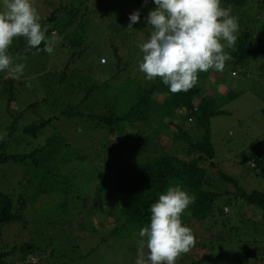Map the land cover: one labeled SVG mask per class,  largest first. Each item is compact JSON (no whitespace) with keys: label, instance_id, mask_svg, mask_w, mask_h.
<instances>
[{"label":"trees","instance_id":"1","mask_svg":"<svg viewBox=\"0 0 264 264\" xmlns=\"http://www.w3.org/2000/svg\"><path fill=\"white\" fill-rule=\"evenodd\" d=\"M86 1L62 0L56 3L48 13L40 14L43 15L40 23L47 28V35L59 34L62 38L59 40L62 46L64 44L69 47L68 59L60 73H57L55 64L50 65L44 73L49 80L47 84L43 83V86L46 85L47 93L42 97L41 102L49 104L50 108L47 107L49 109L45 106V110H48L50 114L49 117L37 116L28 124H19L24 111L36 107L40 101L28 103L23 112L12 108L11 103L17 98L20 90L22 92L21 88L25 86L27 83L25 80L31 73L24 70L23 75L28 77L22 79L21 76L19 78L8 76L0 80L8 102L6 109H0V111L4 113L14 111L11 113V120L4 122L2 132L0 131V136H3V139H0V164L9 160H29L34 168L45 167L48 170L44 164L50 162L51 157L58 152L55 144L62 141L58 132L47 137L42 146H34L27 151H12L11 146L15 142L22 143L26 135L35 138L40 131L58 122L61 117L69 118L74 128L80 125L83 130L89 128L93 131L98 128L106 130L107 139L109 136L111 138L100 146L101 151H98L100 148L81 146L78 148L80 151L68 153L75 158L73 161L61 162V168H65L64 163L66 166L72 164V166L69 165L72 167L70 172L75 170L74 161L81 162L83 167L78 166L72 175L77 177L79 173L82 174L84 181L88 184L86 190L91 189L95 184L92 188V191L96 193L92 209L81 212L83 217L78 222L83 238L87 235L85 232L96 237H92L95 239V245L89 250L88 256H93L97 251V243L114 247L118 251L117 244L119 245L122 238L138 239L140 229L150 225L151 205L169 187L180 185L182 190L195 196V202L186 210L190 215H183L182 221L192 229L196 243L192 247V257L179 264H264V191L258 189L248 191L236 177L219 169L214 171L216 176H213L214 180L207 172V167L203 165L204 161H207L213 168L215 167L213 158L216 151L211 139L210 119L214 115L226 112L219 108L213 96L206 93L205 86L197 84L187 92L173 94L160 77L147 79L146 86H142L134 78H129L130 80L127 79V81L124 79L123 83L111 86L117 89L116 92L108 94L106 87L110 86L113 80L106 78L101 81L103 77L99 72L93 71L91 62L96 61L97 69L101 71L102 65L107 64L109 60L104 58L105 56L99 50L90 51L85 43L90 13ZM248 3L249 0H221L223 7H234L236 12L241 10L240 8L244 9ZM113 10L115 7L111 8V11ZM111 11L103 12L101 15L105 16ZM93 17L96 19V35L101 41H105L107 48L109 45L113 52L111 66L115 70L111 72V77L115 79V73L124 72L127 66L132 67L136 64L134 60L136 46L126 45V41L129 39V33L139 31V25L135 23L132 25L133 29H127L128 24L124 22L125 20L130 22L129 17L127 19L125 16L113 17L108 24L110 33L105 34L99 32V26L103 27L104 24L101 23L97 12H94ZM141 19L145 21L142 31L150 37L153 29L148 25L144 13ZM241 20L238 17V23H241ZM252 20L253 17L251 22ZM244 25L245 28L236 33L238 39L234 46L235 51L227 48V42L224 41L225 51L233 57L229 61L231 69L250 60L264 58V42L255 44L254 40L257 36H254L247 24ZM258 40H262V37L259 36ZM42 48L43 44L40 46V49ZM25 49V39L14 38L8 52L17 63L21 62L18 57L24 55L33 56L37 66L51 62L52 56L47 52L35 48L25 52ZM95 53L97 58H91ZM73 63L77 66L70 68L69 66ZM5 72L0 71V76ZM103 75L107 76V73ZM208 76L207 72L205 74L198 72V82ZM218 77L219 75H216L214 79ZM41 80L46 82L44 75ZM129 81L134 82V85L128 84ZM229 82L228 78L219 82L224 86L225 91H228L225 99L233 98L235 95V92L227 86ZM60 86L66 90L65 94H58ZM130 87L131 90L133 87L135 90L131 92ZM28 91L34 93L29 87ZM70 92L73 94V97H68L71 102L64 105L58 102V100L63 102L65 95L69 96ZM111 97L113 99L109 101ZM119 98L127 103L123 112L117 111ZM98 102L103 103L102 106L105 109L93 110ZM93 103H95L94 106ZM156 111H159V118L155 116ZM261 111L264 113V106ZM175 112L182 114L181 123L189 120L190 126H185L186 122L183 125L177 123L174 120ZM148 122L152 124L151 131L138 130L134 136L126 138L125 130L129 126L146 125L142 123ZM193 123L195 128L191 127ZM198 131H201V135L195 137ZM177 141L186 142L185 151L184 149L178 151L176 148L169 151L170 146L175 145ZM103 149H106V154L102 153ZM61 155L64 154L56 156ZM250 161L253 162V166L250 165ZM241 162L246 163L250 168L258 169L259 175L264 177L262 146L253 147L251 157L242 154ZM52 189L53 187L50 188ZM64 191L68 190L64 189ZM14 196L0 190V228L9 226L8 228L11 229L12 225L26 228L27 220L24 218L23 209L27 200L21 194L17 198ZM96 196L101 199L95 202ZM118 197L121 201H117ZM223 198H225L223 204L219 203ZM107 199L110 204L119 208V211L115 210L116 214L111 206L107 205ZM229 205L236 211L235 219L226 213ZM114 216L118 218V220L115 218V222ZM105 218L108 220H104ZM211 219L214 224H206V227L202 228L203 223ZM204 229L205 233L202 234ZM22 238L24 241L23 236ZM87 239L91 238L87 236ZM23 241L16 239V242L7 249L0 248V264L4 262L8 254L14 255L17 249L29 253V261L34 264L31 259L35 257L32 253V244L23 243ZM240 256H244L245 260H241ZM236 258L240 259L237 263H235ZM122 259L125 260V256ZM125 261L129 264L128 259ZM125 261L117 263L125 264ZM36 264H39L38 259Z\"/></svg>","mask_w":264,"mask_h":264},{"label":"rangeland","instance_id":"2","mask_svg":"<svg viewBox=\"0 0 264 264\" xmlns=\"http://www.w3.org/2000/svg\"><path fill=\"white\" fill-rule=\"evenodd\" d=\"M61 1L62 0H32V3L40 14H46L55 7L56 3ZM86 4L90 13L85 43H87L90 51L99 50L105 56L102 55V57L109 60L107 64L102 65L103 67L100 68L101 71H98V64L96 61L93 60V62H91L93 71L95 73L99 72L103 77L101 81L106 78H111V80H113L110 86L106 87L107 93L113 94L116 92L117 89L111 86L114 84L119 85L123 83L124 79L127 81L129 78H134L136 81L140 82L142 86H146L147 78L145 77V73L139 68L143 53L137 44L145 43L150 39L149 35H146L145 32L142 31V25L145 21L143 22L141 17L144 13L147 18L149 11L156 7L154 0H148L146 4L144 1L142 2V0H87ZM262 4H264V1L249 0L248 5H246L244 9L240 8L241 10L236 12L234 7L232 8V15L242 19V22L239 23L238 31L245 28L244 24H247L249 28L252 29L254 36H257V39L254 40L255 44L264 42V5ZM113 7H115L113 11L117 14L111 11ZM0 8H2V0H0ZM135 10H139L140 12V21L137 23L139 25V31L135 30L136 32L128 34L130 36L126 41V45L136 46L134 55L136 64L132 67L127 66L124 72L115 73L114 76L116 78L113 79V77H111V72H114L113 70H115V68H112L111 63L114 55L109 45L107 48L105 45L106 42L101 41L99 36L96 35L97 26L95 25L96 19L93 17L94 12H97L101 23L104 24L103 27L99 26V32H104L106 34L110 33L108 24L113 17L118 18L119 16H125L127 19ZM106 11L111 12L102 16L101 14ZM251 17H253L252 22ZM124 23L129 24L126 20ZM50 27L54 26L50 25ZM57 35L59 36V34ZM259 36L262 37V40H258ZM221 43L223 45L225 44L223 40ZM68 49L69 47L67 45L63 44L62 46V43L58 41L54 47L53 54H51L50 63L47 62L37 66L35 64L36 62L34 63L35 60H33V56L27 57L24 61L21 60L20 63L25 64L24 70H26L27 73H31V75L29 77L28 75L21 76L22 79L28 77V79L25 80L27 83L21 88L22 92L20 90L17 98L11 103L12 108H16L18 112H23L28 103L35 100L40 102L36 107L31 108V110L27 109L24 111L25 113L19 119V124H28L37 116H50L48 110H45V106L47 108L49 104H43L41 102L42 97L47 93V89L45 88L46 85L43 86V83L47 84V80H49L44 73H46L50 65L55 64L57 73L59 74L68 59ZM59 55L60 57H58ZM91 58L96 59L97 54L95 53ZM229 65V61H227L223 71L209 69L207 71L209 78L200 79L198 82V84L206 87V93L208 92L210 96H213L219 108L226 112L214 115L210 119L211 139L216 151L215 157L213 158L215 167L213 168L210 162L207 161H204L203 165L207 167V172H209L212 178L213 176L216 177L214 171L219 169L236 177L241 185L248 191L252 189L264 191V177L259 175V170L250 168L246 163L241 162L242 154H245L246 157H251L253 147L262 146L264 148V113L261 111V108L264 106V58H257L255 61L250 60L242 65L239 64L233 69H231ZM76 66L73 63V65L71 64L69 67ZM106 73L107 76H104L103 74ZM199 73L205 74L206 72ZM42 75L46 78V82L41 80ZM216 75H219V77L214 79ZM8 76L10 75L5 72L0 76V80ZM227 78L230 81L227 85L228 88L235 92L233 98L230 99H225L228 91H225L224 86L219 83ZM216 81L218 82L215 83ZM128 84L134 85V82L129 81ZM28 87L30 91L33 90L34 93H30ZM134 90L135 88L133 87L131 92ZM3 92V86L0 82V109H6L8 103L6 95ZM65 92L66 90L62 89V86H60L58 94H65ZM131 92L128 93L129 96ZM68 95L69 96L65 95L64 101L61 102L57 99L56 93V99L59 103L64 105L71 102L68 97H73V94L70 92ZM113 97H111L109 101H111ZM97 98L99 97L97 96ZM94 104L95 103H93V106ZM102 105L103 103L98 102L96 107H93V110L98 109L102 111L105 109ZM126 107L127 103L119 98L117 111L123 112ZM13 112L14 111L11 110L10 113H4L2 110L0 111L1 132V128L4 126L3 123L11 120L10 116ZM175 113L174 120L177 123L183 125V123L186 122L185 126H190L189 120L181 123L180 119L182 114L180 113H182V111H180V113ZM155 116L159 118V111L155 112ZM142 124L146 125L136 124L134 127L129 126L125 130L126 138L134 136L138 130L149 132L153 128L150 122ZM191 127L195 128V123L191 124ZM57 132L59 136H61L62 141L55 144V149H57L58 152L51 157L50 162L44 164L47 166L48 170H46L45 167L34 168L29 160H9L0 164V190L15 195V198L21 194L27 200L23 209L24 218L27 220L25 224L26 228L22 229L20 226L16 225H12L11 229L8 228L9 226L1 227L0 248L7 249L16 242V239L23 241V236V243L30 242L32 244V253L38 259L39 264H118L117 262L127 259L129 264H135L138 258V255H136L138 253L137 241L141 238L139 235L137 236L138 239L129 237L122 238L123 240L119 242V245L117 244L118 251H116L114 247L102 246L100 245L101 243H97V251H95L93 256H88L89 250L95 245V239L92 238L94 235L85 232L87 235L83 238L81 235L82 232L78 228V222L83 217V211L92 209L94 195L96 194L95 191H92V188L95 184L91 189L86 190L88 184L84 181L82 174L79 173L77 177L72 175L78 166L83 167V164L79 161H74L75 170L72 172L69 171L72 169V164H69L71 166H66V163H64L63 166L65 168H61L62 161L71 162L75 159L73 155L68 153L71 151H80L78 148L81 146L95 149L100 148L98 151H101L102 148L100 146H103V144L111 138V136H109L107 139V135L105 134L107 132L106 130H101L99 128L95 131L90 128L83 130L80 125L74 128V126L70 124L69 118L61 117L58 122L40 131L35 138L26 135L22 143L15 142V144L11 146V149L12 151L23 152L30 150L34 146H42L47 137ZM200 135L201 131H198L195 137ZM17 144L18 146H15ZM186 145V142L177 141L175 145L170 146L169 151H172L173 148H176L178 151H181L180 149H184L185 151ZM105 152L106 149H103L102 153L106 154ZM58 154L64 155L56 156ZM79 154L82 155L81 153ZM87 158L89 157L87 156ZM51 187H53L52 190H50ZM59 189L61 191H59ZM64 189L68 191H64ZM98 199H101V197L99 198L96 196L95 202ZM224 199L225 198L221 199L219 203L223 204ZM118 200L121 201L120 197L117 198V201ZM106 203L111 206L114 211H119L117 206L110 204L109 199H107ZM227 207L228 211L226 210V213L229 214L231 218L235 219L236 211L234 207L232 209L230 205ZM116 213L115 211V214ZM115 218L116 216H114V222ZM104 220L108 219L105 218ZM116 220H118V218H116ZM203 224L202 228H205L206 224H214V221L211 219ZM122 232L126 233V231H121V233ZM201 233H205V229ZM87 236L91 239H87ZM144 251L146 256L148 252L147 248H145ZM192 252L193 250L191 248L188 253L181 254L176 264L190 259L189 257H192ZM124 256L125 260L122 259ZM240 259L245 260L244 256H240ZM240 259L236 258L235 263ZM2 264L32 263L29 261V253L27 254L25 251L17 249L14 255L12 253L8 254L4 258ZM125 264H127L126 261Z\"/></svg>","mask_w":264,"mask_h":264},{"label":"clouds","instance_id":"3","mask_svg":"<svg viewBox=\"0 0 264 264\" xmlns=\"http://www.w3.org/2000/svg\"><path fill=\"white\" fill-rule=\"evenodd\" d=\"M154 3L156 7L146 18L153 29L150 39L138 45L143 53L139 68L147 79L162 78L169 91L176 94L194 88L198 84V72L225 69L226 62L233 57L221 41H226L227 48L235 51L239 30L238 17L232 15L231 6L223 7L221 0H154ZM41 19L32 0H2L0 71L15 78L23 75L25 64L15 62L8 52L14 38L25 39V52L35 48L53 54L62 38L56 33L48 36ZM139 20L140 12L135 10L129 16L127 29H133L132 25ZM18 59L26 60L27 55ZM249 163L254 165L252 161ZM194 202L195 196L180 185L169 187L159 195L151 205L150 225L139 231L141 239L137 241L135 264H176L181 254L195 246L192 229L182 221L183 215H190L186 210Z\"/></svg>","mask_w":264,"mask_h":264},{"label":"built area","instance_id":"4","mask_svg":"<svg viewBox=\"0 0 264 264\" xmlns=\"http://www.w3.org/2000/svg\"><path fill=\"white\" fill-rule=\"evenodd\" d=\"M101 61H104V59H101ZM32 261L34 262V264L37 263V259L35 257H31Z\"/></svg>","mask_w":264,"mask_h":264}]
</instances>
